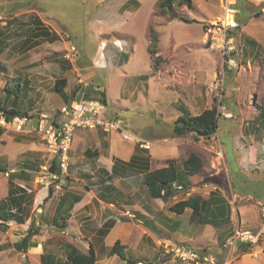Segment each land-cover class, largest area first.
Listing matches in <instances>:
<instances>
[{
  "label": "rangeland",
  "instance_id": "1",
  "mask_svg": "<svg viewBox=\"0 0 264 264\" xmlns=\"http://www.w3.org/2000/svg\"><path fill=\"white\" fill-rule=\"evenodd\" d=\"M158 1L0 0V64L5 68L0 71V100L7 84L14 85L20 78L24 86L17 91L19 107L30 115L43 112L52 119L65 103L55 89L57 79L68 80L65 92L71 98L76 87L80 95L83 79L89 84L83 89L91 91L90 95L102 98L100 91H105L106 115L123 119L128 132L152 143L151 149L141 148L151 155L153 164L169 158L181 161L192 152L204 161L203 170L191 176L190 186L178 188L168 200L154 198L139 166L127 170L118 167L114 175H110L111 169L106 173L101 168L99 173L86 151L93 152L100 145L96 138H85L83 134L90 130L78 128L71 151L72 159L77 158L68 174L61 176L69 183L57 187L59 179L44 168L51 162L43 139L0 129V162L10 173H20L30 162L40 167L29 172L28 178H15L32 195L30 217L25 223L10 220L5 230L0 229V264H41L42 253L63 261L68 243L82 252L93 246L98 252L96 264H126L119 254L110 253L116 239L125 245L127 259L143 264H191L162 256L165 245L173 243L199 247L224 261L227 238L239 225L259 238L247 253H241L236 245V256L229 264H264V231L260 232L264 229V119L255 122L254 108L255 101L264 99V0H175L174 12L166 15L160 13ZM226 8L239 22L238 29L232 31L237 40L238 67L224 69L221 55L206 42L205 25ZM32 14L59 38L34 36L37 24L30 25ZM12 19L15 23L8 27L6 23ZM152 28L158 36L157 54L163 59L158 67L148 49ZM72 45L76 50L70 59L67 54ZM222 77L223 91L222 87L211 89ZM220 102L232 116H220L219 130L212 137L174 133L181 105L196 115L213 103L219 107ZM109 135L115 140V151L135 143L123 141L118 133ZM76 148L79 151L74 155ZM8 180V172L0 171V199L8 194ZM108 183L116 184L118 190L108 194L110 197L118 202L131 197L133 203L120 202L115 210L92 205L89 216L74 218L58 208L65 192L70 193L66 199L73 200V195L84 193L87 187L102 193ZM212 191L230 203V223L198 224L191 220V208L181 214L171 210L181 199L193 195L208 199ZM244 204L242 212L239 206ZM128 209L135 216H128ZM108 213L120 221V230L116 226L107 235L111 224L107 223L106 229L99 230L100 238H87L92 232L85 233V229H97ZM29 230L31 242L37 245L21 251L16 242Z\"/></svg>",
  "mask_w": 264,
  "mask_h": 264
},
{
  "label": "trees",
  "instance_id": "2",
  "mask_svg": "<svg viewBox=\"0 0 264 264\" xmlns=\"http://www.w3.org/2000/svg\"><path fill=\"white\" fill-rule=\"evenodd\" d=\"M174 3L175 0H159L158 8L160 13L162 15H166L167 13L174 12ZM32 17L33 18L31 19L32 22L30 25L33 26V24H37L34 26L36 28V32L33 33L34 36L47 37L51 40L59 38V35L56 33V31L47 26L37 14H32ZM14 23L15 21L12 19L10 21L8 20L6 24L8 27H10ZM151 33L152 40L148 49L155 60L154 65L158 67L163 59L161 55L157 54L156 50L158 44L157 33L153 28L151 29ZM1 45H3V40L0 41V50L2 48ZM69 65L70 64L68 63L67 66ZM0 71H5V68L1 64ZM16 80L17 81L14 82V85L7 84V87L5 88V97L4 99L0 100V109L4 110V112L9 116L30 115L26 110L21 109L18 105V97L20 95L17 93V91L20 92L21 87L24 86V83L20 78H16ZM67 81L68 80L66 78H59L55 84L56 91L60 93L65 102H69L72 98L78 97L77 87L72 92V98L65 92ZM12 92L16 93V95L11 96L10 93ZM89 92H86V96H90ZM100 93L102 95V100L106 102L105 91L102 90ZM254 108L257 112L255 122H260L264 119V99L262 101H255ZM180 109L182 113L173 123V131L176 135L186 136L193 133L196 138H210L219 129V118L221 115L218 112V105L216 103H213L212 107L206 108L201 113L196 115L191 114L189 110L182 105L180 106ZM30 116L33 117L35 115L31 114ZM136 145L140 146L139 144ZM138 146L135 147V152L130 161H123L119 157H114V166L110 175H114V173L118 170V167L123 170H127L129 167L134 166L141 167L145 171L143 182L147 186L150 195L154 198L168 200L176 193L178 186H181L182 188L190 186L191 176L201 172L204 168V161L202 157L196 152L190 153L187 158L181 161L175 158H169L165 161L157 160L151 166L149 154L144 155L142 153L144 149H142L141 146ZM95 154H98L97 150L92 152V150L88 149L86 151V155L90 157ZM50 162V171L53 174L60 175L61 171L57 155H54ZM39 170L40 167L38 165L30 162L25 163V168H23L20 173H10L7 169V165L0 162V171L8 172L9 177L8 194L5 198L0 199V229L5 230L7 223L10 220H14L17 223H25L30 217L29 202L32 195L25 187L17 184L14 180L20 175L22 177L25 176L28 178L29 172ZM107 172L109 171H106V173ZM65 180L66 181L63 183V186L69 183L68 178ZM113 191L115 193L118 192L115 186H113L111 183L105 185L104 192H102V199L105 201H109L110 198L112 199V197L109 195H111ZM73 198L75 200H72V205L70 203L69 206L71 207L73 206L74 202H78L79 199H81V196L73 195ZM115 198L116 197H113V199ZM63 199L64 202L67 201V199L62 196V202L59 204L58 208L61 206L63 207ZM71 207H68L67 213H69ZM187 208L192 209L191 220L197 221L198 224L204 223L219 226L222 223L226 224L230 223L231 221V205L226 200V198L217 193V191H212L208 199H205L200 195H193L188 198L181 199L171 206V210L178 214L183 213ZM206 211H208V213H206ZM141 216L143 217V215ZM60 217L61 216L55 218L56 223L59 222ZM63 218L65 219V217ZM31 234L32 232L29 230V233L26 236H24L20 241L16 242V247L19 250L26 251L31 245H37V243L31 242ZM252 246L253 243L251 242L238 243V249L241 253H247ZM67 249L66 258L63 261L49 253L40 254L41 264H96L97 262V255L93 246H90L88 252H82L76 245L68 243ZM110 253L119 254L122 258L126 259V264H136L134 259L126 258L125 245H122L120 240L115 241L110 249ZM149 264H153L152 261H150Z\"/></svg>",
  "mask_w": 264,
  "mask_h": 264
},
{
  "label": "built area",
  "instance_id": "3",
  "mask_svg": "<svg viewBox=\"0 0 264 264\" xmlns=\"http://www.w3.org/2000/svg\"><path fill=\"white\" fill-rule=\"evenodd\" d=\"M2 16L0 15V19ZM239 22L233 12L226 8L222 13L210 20L205 25L206 42L211 48L217 51L223 60V66L229 68L238 67L237 40L232 34V31L238 29ZM75 46L72 45L68 58L75 56ZM74 55V56H73ZM224 77L220 81L211 85V89L222 87ZM83 87H88L89 84L83 79ZM80 88V95L72 98L69 102H65L55 115L50 118L45 113H36L35 116L30 115H14L9 116L4 110L0 109V128L4 131H18L20 134L39 135L46 145V149L50 152L49 160L57 155L61 174H53L49 167L44 168L53 174V177L59 179L57 187L63 185V174H67L71 164L70 152L73 146L74 133L76 129L101 130L104 133L120 134L123 141H133L139 144L142 148L151 149L152 143L148 140L140 139L134 134H131L124 127L123 119L118 116H109L105 114L106 102L100 97L92 95L86 96V90ZM227 107L220 102L218 112L221 116L231 117L232 113L226 111ZM178 188H182L178 186ZM128 216H135L129 209L126 211ZM262 214L264 216V204L262 205ZM258 234L252 233L250 230L242 229L239 225L234 233L227 238L226 246L228 247L224 261L219 259L214 254H208L200 248L192 247L187 244L173 243L165 245V252L162 256H171L183 262L191 264H229L232 256L235 255L236 245L239 242H257ZM236 256V255H235ZM136 264H143L138 261Z\"/></svg>",
  "mask_w": 264,
  "mask_h": 264
},
{
  "label": "crops",
  "instance_id": "4",
  "mask_svg": "<svg viewBox=\"0 0 264 264\" xmlns=\"http://www.w3.org/2000/svg\"><path fill=\"white\" fill-rule=\"evenodd\" d=\"M86 130H90V129H86ZM83 135L85 136L86 139L96 138L97 144L100 145V148L97 149L98 154H95V155L91 156L92 158H94V159H91L92 160L91 163H94V164H96L98 166V168H99L98 171L100 170L99 173L101 172V168H104L106 171H108V169L109 170L113 169L114 157H119V158H121L124 161H130V159L132 158V156H133V154L135 152V146L136 145L133 142H132L133 145L130 144V146L128 148H125V146L123 145L125 150H122L121 152L120 151H115L112 148L115 145V140L112 141L111 140L112 139L111 135L106 134V133H104L101 130H97V129L90 130L88 132H85ZM253 137H250V138L252 139ZM81 139H83L82 136H80L79 139H78L79 144H80ZM124 148H122V149H124ZM71 151H72V149H71ZM78 151H79V148H76L74 150V155H77ZM142 153L144 155L149 154L147 152H142ZM70 157H71V152H70ZM74 157H75V159L77 158L76 156H74ZM74 157H73V159H74ZM73 159L71 157V163L73 162L72 161ZM150 161H151V166H152L153 162H152V159H151V155H150ZM70 166H71V164H70ZM104 169H102V171ZM62 180H63L62 182L65 183L66 180L64 178ZM114 185L116 186V184H114ZM68 194H70V193L65 192L64 194H62L60 196L59 204L62 202L61 197L63 196L65 198H67ZM80 196H81V199H79L78 202H74L72 207L69 206L70 203L72 202V200H67L66 202H64V199H63V207L62 206L60 207L61 212L64 211V210L68 211V207H71L69 212L72 213L71 217L74 218L77 215L89 216L90 212H88V209L89 208L91 209L92 205L95 206L96 208L97 207H101L102 208V207H106L107 206L111 210H115V209H117L116 205H119V204H122V203L123 204H132L133 203V201L130 199L131 197H129V199L126 197V200H124V201L122 199H120L119 202L116 200V198L115 199H113V198L111 199L110 198L109 201H105V200L102 199V193L97 192L96 189H93L92 187H87L85 192L81 193ZM120 202H122V203H120ZM244 203H245V201H244ZM59 204H58V206H59ZM71 205H72V203H71ZM124 206H127V205H124ZM239 208H240V211L243 212V210L246 209V204H244L242 206H239ZM243 219L244 218H242V221L244 222L245 220H243ZM107 223L108 224L111 223V224L108 226ZM105 226L110 227V229L107 230L108 231L107 235H109L111 232H113L115 230L114 228L116 226H118L119 230H120V221L116 217L113 216V213H108V216L103 220L102 223H100L97 226V229H92V230H90L89 228L85 229V233L92 232V235L87 234L86 237L89 238V239H91L92 236H97V237L100 238L99 230L103 229ZM256 226H259V225H256ZM260 226H262V225H260ZM104 229H106V228H104ZM262 231H264L263 228L260 230V232H262ZM107 235H105V236H107ZM118 236H119V234H118ZM118 236H116V237L119 238ZM197 248H199V247H197ZM95 251H96V255H97V259H98L97 249H95ZM98 260H97V262H98Z\"/></svg>",
  "mask_w": 264,
  "mask_h": 264
}]
</instances>
